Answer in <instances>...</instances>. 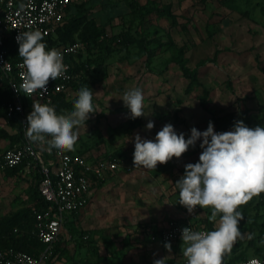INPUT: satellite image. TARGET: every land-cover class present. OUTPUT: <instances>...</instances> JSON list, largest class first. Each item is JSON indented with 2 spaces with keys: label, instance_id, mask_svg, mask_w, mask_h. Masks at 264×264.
Wrapping results in <instances>:
<instances>
[{
  "label": "rangeland",
  "instance_id": "obj_1",
  "mask_svg": "<svg viewBox=\"0 0 264 264\" xmlns=\"http://www.w3.org/2000/svg\"><path fill=\"white\" fill-rule=\"evenodd\" d=\"M75 3L80 11L89 10V17L108 35L103 48L89 46L77 35L84 50L76 60L75 81L60 114L73 109L79 89L87 85L93 91L96 113L77 129L74 149L117 154L128 169L110 174L95 190L91 204L67 220L59 256L43 264H153L164 257L166 264L186 262L182 241L166 242L161 231L170 220L191 214H196L201 226L210 222L211 209L197 206L190 214L178 203L175 185L185 166L199 161L201 141L179 159L148 170L134 167L135 136L155 140L156 133L171 124L187 139L193 127L203 132L210 121L214 131L223 132L218 119L242 112L246 113L241 119L246 126L264 127V0ZM181 48H185L189 66L199 72V84L190 93L186 91L190 80L174 62ZM203 87L211 90L207 110L201 104ZM132 88L143 92L145 115L129 134L130 112L121 98ZM149 121L154 123L151 130L146 128ZM1 131L11 133L13 129L0 119V160L11 146ZM35 176L24 171L11 176L0 167V221L26 209L37 216L39 210L32 201ZM238 210L244 216L239 222L242 237L223 264L241 254L264 260V205L260 197ZM165 243L171 244V252Z\"/></svg>",
  "mask_w": 264,
  "mask_h": 264
},
{
  "label": "clouds",
  "instance_id": "obj_2",
  "mask_svg": "<svg viewBox=\"0 0 264 264\" xmlns=\"http://www.w3.org/2000/svg\"><path fill=\"white\" fill-rule=\"evenodd\" d=\"M22 83L20 90L28 97L47 93V85L64 76L67 66L62 53L48 49L40 30L20 32L17 36ZM121 100L132 119L144 116V95L140 88L125 91ZM96 113L93 91L86 85L79 89L70 112L57 114L50 103L33 100L27 116L26 135L33 141L47 142L50 149L72 151L79 137L77 129L84 126L90 114ZM154 127L149 121L148 130ZM50 137V139H47ZM200 140L202 149L197 163L185 166L184 175L175 183L178 203L191 214L199 206L211 209L208 220L215 227L210 231L182 229V254L186 264H223L236 241L242 237L239 222L244 219L238 209L254 197L264 194V127L250 128L243 121L235 122L233 130L214 131L210 121L205 131L195 127L185 139L171 124L156 133L155 140L135 136L133 164L135 168L156 169L179 159ZM219 217V219H218ZM171 252V244L165 243ZM153 264H166V257Z\"/></svg>",
  "mask_w": 264,
  "mask_h": 264
},
{
  "label": "built area",
  "instance_id": "obj_3",
  "mask_svg": "<svg viewBox=\"0 0 264 264\" xmlns=\"http://www.w3.org/2000/svg\"><path fill=\"white\" fill-rule=\"evenodd\" d=\"M74 1L0 0V79L7 80L13 95L8 117H22L25 138L24 143L4 152L0 167L6 170L24 165L27 174L39 173L41 196L50 204V208L37 211L36 216L37 236L48 246L47 250L40 256L17 250L0 251V264H43L52 246L60 241L69 217L90 205L96 186L105 182L110 174L128 169L121 158L58 151L50 149L47 142L33 141L26 135L27 116L32 111L33 100L54 106L59 94H67L75 78L72 59H77L84 49L79 42L57 49L63 55L66 73L57 82H49L43 96L37 93L28 97L20 90L21 73L24 71L20 67L22 60L13 58L6 43L9 40L19 47L16 38L25 31L40 30L44 38L56 36ZM198 221L196 214L170 220L161 231L163 240L181 242L182 229L188 226L193 231H210ZM232 264H263V261L259 257H251Z\"/></svg>",
  "mask_w": 264,
  "mask_h": 264
},
{
  "label": "trees",
  "instance_id": "obj_4",
  "mask_svg": "<svg viewBox=\"0 0 264 264\" xmlns=\"http://www.w3.org/2000/svg\"><path fill=\"white\" fill-rule=\"evenodd\" d=\"M78 4L74 3L70 6L68 10V14L65 18L64 24L58 29L57 35L54 37L44 38L42 42H44L49 49L55 48L59 49L66 45L75 44L78 42L77 35L81 38L83 42L87 45L93 46H100L103 48L104 43L106 41L107 33L104 28H102L96 21L95 18H90L89 16L92 15L89 10L88 11H80L77 8ZM134 7L135 4H132ZM139 6V4H138ZM76 10V11H75ZM122 41V38L119 39ZM6 47H8L11 51V54L14 59L22 60L19 57L18 49L19 47L16 46L12 41H7ZM82 55L79 54L78 58ZM77 58V59H78ZM72 59L74 64L73 73H76V60ZM174 62L179 65L181 68L184 76L190 80V83L187 87V93H190L196 84H199V72L197 69H192L189 66V61L185 57V48H181L177 57L174 58ZM74 80L70 83V87L73 84ZM57 82L50 81V83ZM210 89L207 87H203V94L204 98L201 101V104L204 109H208V102L210 98ZM66 93L59 94L55 99V110L57 114H60L64 107L66 106ZM13 100L12 92L9 88V84L7 80L0 79V119L6 121L7 125L13 129V133H8L5 131H1V134L4 137H7L10 142V148L14 147L15 145L22 144L25 142L24 132H23V125H22V117L20 115H15L12 118L8 117V109L9 104ZM242 118H246V113L242 112L239 114L235 113H228L222 117H220L217 121L218 127L222 129L223 132L229 131L233 129L235 122L241 121ZM142 120L141 117L136 119H130V126L127 129V133H132L137 127L138 124ZM68 153H79L83 155H97L99 157H107V154H99L94 152H87L85 151H66ZM112 158H120L117 154H110ZM8 174L11 176L22 175L24 171V165H21L14 169H6ZM36 179V186L33 192L32 201L35 207L38 210H45L50 208V204L46 202V200L41 196L40 193V182L41 177L38 174L35 176ZM105 182H100L96 188L102 187ZM260 203L264 205V194L260 196ZM204 227V226H203ZM209 230L214 229L213 222H209L207 227ZM62 244V236L60 241L55 243L51 248V253L48 255L47 259L51 260L58 257V253L60 252ZM253 244V243H252ZM48 246L43 244L38 236H37V220L36 217L32 214L30 209H26L20 214H16L13 217L2 219L0 221V251H7V250H17L27 252L34 256H40L43 252L47 250ZM261 258V257H259ZM46 259V260H47ZM249 259L246 254H241L235 258H232L227 264L236 263L239 261H243ZM262 259V258H261ZM263 264L264 260L262 259ZM176 264V263H174Z\"/></svg>",
  "mask_w": 264,
  "mask_h": 264
},
{
  "label": "crops",
  "instance_id": "obj_5",
  "mask_svg": "<svg viewBox=\"0 0 264 264\" xmlns=\"http://www.w3.org/2000/svg\"><path fill=\"white\" fill-rule=\"evenodd\" d=\"M6 122V121H5ZM7 124V123H6ZM14 131H12L11 133H13ZM9 149V148H8ZM4 154V153H3ZM3 156V155H2ZM2 156H1V158H2ZM96 189H98V188H96ZM95 189V190H96ZM95 190H94V192H93V196H94V193H95ZM93 200V199H92ZM92 200H91V202H92ZM91 204V203H90ZM77 214V213H76ZM76 214H74V215H72V216H70L69 218H72V217H74Z\"/></svg>",
  "mask_w": 264,
  "mask_h": 264
}]
</instances>
